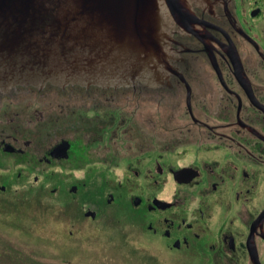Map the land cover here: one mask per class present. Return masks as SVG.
I'll return each instance as SVG.
<instances>
[{
	"label": "flooded vegetation",
	"instance_id": "flooded-vegetation-1",
	"mask_svg": "<svg viewBox=\"0 0 264 264\" xmlns=\"http://www.w3.org/2000/svg\"><path fill=\"white\" fill-rule=\"evenodd\" d=\"M192 11L188 30L174 27L159 83L0 94L1 186L27 173L40 184L43 172L53 184L72 169L141 180L140 193L118 195L129 209L108 228L118 264H264V0ZM87 171L67 184L72 200V187L92 183ZM85 207L74 219L93 222Z\"/></svg>",
	"mask_w": 264,
	"mask_h": 264
},
{
	"label": "water",
	"instance_id": "water-1",
	"mask_svg": "<svg viewBox=\"0 0 264 264\" xmlns=\"http://www.w3.org/2000/svg\"><path fill=\"white\" fill-rule=\"evenodd\" d=\"M191 4L211 3L0 0V93L46 84L126 88L159 83L174 27L188 30L194 21Z\"/></svg>",
	"mask_w": 264,
	"mask_h": 264
},
{
	"label": "rangeland",
	"instance_id": "rangeland-1",
	"mask_svg": "<svg viewBox=\"0 0 264 264\" xmlns=\"http://www.w3.org/2000/svg\"><path fill=\"white\" fill-rule=\"evenodd\" d=\"M121 97L126 99L129 93ZM86 171H57L61 179L53 180L54 185L43 177L45 172L39 175L40 184H34L31 173H27V181L8 179L3 183L6 191L0 192V264H118L123 259V252L112 239L114 231L108 228L113 226L114 214L123 219L122 211L129 209L128 200L118 195L140 193L141 180L133 179L124 169L90 170L87 173L94 174L87 182L92 183L80 185L72 200L67 184H75ZM113 173V180L105 184V178L112 179ZM39 187L47 193H41ZM54 188L57 191L53 195L50 190ZM114 188L116 200L108 206L103 198ZM77 200L86 206L83 211L91 208L99 213L93 222L85 221L82 213L81 218L74 219L80 213ZM69 203L71 210L67 208Z\"/></svg>",
	"mask_w": 264,
	"mask_h": 264
},
{
	"label": "bare ground",
	"instance_id": "bare-ground-1",
	"mask_svg": "<svg viewBox=\"0 0 264 264\" xmlns=\"http://www.w3.org/2000/svg\"><path fill=\"white\" fill-rule=\"evenodd\" d=\"M209 1V3H212V0H208Z\"/></svg>",
	"mask_w": 264,
	"mask_h": 264
}]
</instances>
